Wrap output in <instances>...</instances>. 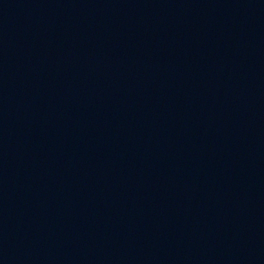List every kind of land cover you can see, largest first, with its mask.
Wrapping results in <instances>:
<instances>
[{
	"label": "water",
	"instance_id": "obj_1",
	"mask_svg": "<svg viewBox=\"0 0 264 264\" xmlns=\"http://www.w3.org/2000/svg\"><path fill=\"white\" fill-rule=\"evenodd\" d=\"M0 264H264V0H0Z\"/></svg>",
	"mask_w": 264,
	"mask_h": 264
}]
</instances>
